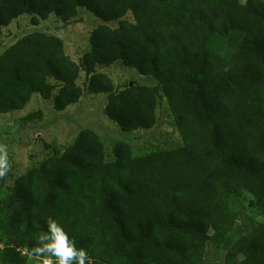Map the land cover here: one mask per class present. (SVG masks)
I'll return each instance as SVG.
<instances>
[{
    "label": "trees",
    "instance_id": "trees-1",
    "mask_svg": "<svg viewBox=\"0 0 264 264\" xmlns=\"http://www.w3.org/2000/svg\"><path fill=\"white\" fill-rule=\"evenodd\" d=\"M80 8L119 22L92 31L79 61L53 34L19 38L0 53V114L35 94L64 111L86 87L107 94L106 115L134 132L157 124L165 97L183 143L135 156L121 141L108 161L103 140L84 129L61 153L46 143L23 174L9 162L0 264H39L29 253L49 218L87 252L85 264H264V0H0V39L20 16L69 24ZM117 63L158 84L117 88L97 71ZM247 196L262 221L238 222Z\"/></svg>",
    "mask_w": 264,
    "mask_h": 264
},
{
    "label": "rangeland",
    "instance_id": "rangeland-1",
    "mask_svg": "<svg viewBox=\"0 0 264 264\" xmlns=\"http://www.w3.org/2000/svg\"><path fill=\"white\" fill-rule=\"evenodd\" d=\"M244 2L245 0H241ZM130 20L132 15L127 17ZM118 20L103 21L85 8H80L77 19L69 24L61 22L55 15L42 20L38 26L31 22L30 15L20 16L4 29L0 39V53L9 48L19 38L32 31L53 34L64 41L65 50L74 60L79 61L90 48L92 31L102 25L116 26ZM213 48L225 50L226 45L220 39L212 41ZM97 71L107 74L119 89L127 85H157L158 81L145 76L134 68L120 63L110 66H99ZM79 84H85V73L82 71ZM85 87V86H84ZM108 95L89 92L85 87L83 97L64 111H57L50 101L35 94L30 103L21 111L0 114V147L7 151L8 162L19 175L37 165L48 154L46 143L51 144L58 152H63L74 143L77 135L84 129L94 130L105 143L106 159L113 161L114 146L124 141L131 145L135 156L144 155L161 149L180 146L183 143L175 124L168 100L163 97L157 107V124L151 129L134 132L123 131L105 113ZM42 110L44 115L39 119H28L31 112ZM250 196L243 205H236L238 222L245 216L262 221L258 208L250 207ZM210 251L209 261L214 257Z\"/></svg>",
    "mask_w": 264,
    "mask_h": 264
},
{
    "label": "clouds",
    "instance_id": "clouds-1",
    "mask_svg": "<svg viewBox=\"0 0 264 264\" xmlns=\"http://www.w3.org/2000/svg\"><path fill=\"white\" fill-rule=\"evenodd\" d=\"M9 171L7 151L0 147V177ZM38 247L29 255L35 256L39 264H85L87 252L77 249L74 240L56 220L49 218L47 231L38 236ZM54 258V259H53Z\"/></svg>",
    "mask_w": 264,
    "mask_h": 264
},
{
    "label": "built area",
    "instance_id": "built-area-1",
    "mask_svg": "<svg viewBox=\"0 0 264 264\" xmlns=\"http://www.w3.org/2000/svg\"><path fill=\"white\" fill-rule=\"evenodd\" d=\"M4 247L3 243H0V249H2Z\"/></svg>",
    "mask_w": 264,
    "mask_h": 264
}]
</instances>
